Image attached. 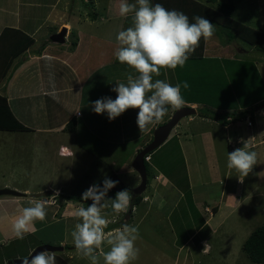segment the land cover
I'll list each match as a JSON object with an SVG mask.
<instances>
[{
	"label": "crops",
	"instance_id": "0c3cea01",
	"mask_svg": "<svg viewBox=\"0 0 264 264\" xmlns=\"http://www.w3.org/2000/svg\"><path fill=\"white\" fill-rule=\"evenodd\" d=\"M3 1L4 0H0V33L5 28L16 29L22 31L34 40V43L18 58L20 66L12 72L5 89L3 88V84L0 86V88H2L0 94L6 96L13 115L23 126L29 129V132H32L33 134L46 133L48 129L51 130V128H53L50 127V119L53 121L57 118L58 123L65 121L63 125H61L65 126L66 123L73 118L76 122L73 126V131L78 129L77 124H80L79 121H81L83 122V126L91 130L92 134L97 136L95 138H98L99 140L103 136H109L110 139L116 141L115 144L118 145L137 142V145L134 146L135 150L131 151V154H137L151 141V133L153 130L166 122L175 111V109L169 106L167 114L160 122L150 124L145 131L140 132L136 124L138 109H128L113 121H109L106 113L96 114L92 110L90 106L91 102L102 97H111L112 99H115L117 94L111 90L116 86L115 83H126L127 74H135L134 69L126 64L119 63L114 56V51L118 47L116 40L118 32L127 29L132 26L133 23L132 13H129L126 17L119 14V0H81L83 4V12H80L78 8L77 0H67L65 2L62 0H52L47 3L44 0H35L34 3L30 4L32 7L28 5L29 10L22 13H20L19 10L22 6L18 0L16 1L14 10L3 7V4L5 3ZM59 2H62V5ZM128 2L135 3V0H128ZM151 3L153 5L160 3L166 9L181 11L189 17L190 22H194L192 19L194 16L204 17L207 13L206 10L212 9L211 6L207 4L208 0H151ZM205 7H207V9ZM89 11H91L92 14ZM44 23H47L49 27H54V31L49 33V36L56 33L64 26L67 32L66 41L70 36H74L71 50L67 49L68 44L56 45L48 42L46 45L45 41L44 43L42 40L37 41V38H39L37 36H41L39 30ZM55 26L57 27L55 28ZM51 45L58 46L59 50L57 48H52ZM212 47L213 46L210 45V43L201 38L199 47L196 49L195 53L189 57L183 67L177 66L175 70L167 68L161 69L159 76L153 75V80L160 79L170 83V80L173 78V80L175 79V81H173L174 84L170 83L173 86L176 84V81L179 83L187 81L190 87L185 90L186 93L181 91L183 97L187 96V99L184 100L185 103L183 106L194 108L196 111L200 106L192 101V98H195V96H192L194 92L189 93V95L187 94V91H193L192 88L194 87L201 94L202 98L216 97L221 100V94L219 91L222 86L227 84L228 78H193L197 73L202 72L203 76L207 77L209 73H211V61L208 63L206 62V59L212 57V55H209L211 49H213ZM216 47L218 46L216 45ZM202 60H205V62L203 63ZM53 63L57 64L58 71L64 73L62 75L63 78L51 77L50 73L55 71ZM202 66L207 68L201 69L200 67ZM223 68L226 69L225 67ZM94 75L95 78H91ZM32 82H34L33 85H29ZM90 83H92V86ZM27 85L29 86L26 87ZM85 85H88V87L85 88ZM150 94L151 93H149V95ZM201 108H208L211 112L218 114L220 118H222L221 113H226L224 112V109L226 108H216L214 105L210 104H208L207 107L201 106ZM53 109L55 110V115L50 112V110ZM245 110L246 109H242L239 111ZM230 112L232 111L230 110ZM263 117L264 112L261 109H257L252 115L248 113L246 116L241 117L239 120H244L248 128L246 135L237 136L236 139H234V142L231 141L232 139L228 140L226 138L225 141L227 142L229 152L232 148H238L240 145L243 146L242 141H246L250 146V150L257 153V164H261L263 168V170L259 171L257 166L254 165L253 171L261 172V174H263L262 177L264 178ZM220 118L212 120L200 117L197 113L192 117H187V121L194 124V129L188 131V128H186L184 133L175 132L174 135H171L170 132L167 140L164 142L165 144L163 143L152 155H149L150 160L148 162H151L153 168L150 173L151 181L149 185L150 196H153V198L149 201V204L153 206L151 207L155 211L157 209H163L168 195H171L172 198L175 197L176 200H178V196L180 195V193L176 194V192H179L178 189H180L178 183L172 180L169 173H164L163 171L166 160L163 161L162 159L165 154H168L169 151L171 152V150L174 149L171 152L172 156L175 154L176 158L182 160V163L186 166V180L188 190L190 191L193 190V188H191V180L188 173L189 169L187 170L189 165L187 162L192 160L191 167H194L190 168V171L195 169L198 170L201 166L204 168L206 167L207 176L204 179V199H201L200 197V199L197 198L195 193L191 191V201L188 203V208L189 210H193L192 212H194V214L195 212L198 213L201 220L204 218L200 228L205 226L207 234L210 232L213 233L214 229L221 226V224L214 223L215 216L218 214L221 204L226 206V208L236 210L241 206L242 202L249 200L252 197L254 198L255 193L258 190V187H254L249 197H245L242 187L245 180H243L241 175L236 177L234 188H232V185L229 187L228 176L232 169L227 167L228 155H223L220 151L218 152L215 143L216 138L213 135V131L220 130L222 134H225L227 132L224 131V129L230 127L233 121L230 120L229 123L221 124V120H219ZM91 119H95V121ZM236 121H238V119ZM248 122L251 123L250 126L247 125ZM199 125L203 126L202 128H204V130L198 129ZM217 126L221 128H216ZM101 134L103 135L102 137L100 136ZM145 137H150V141L147 140L143 143H139V141L142 142ZM204 141L208 142L210 146L206 147ZM88 142L90 141L88 140ZM81 144L82 143L79 145H74V143L72 145H59V147H66L67 150H70L73 153V155L68 158L67 156L60 154V150H57L56 157L64 160L72 159V162L74 160H80L83 156H85L83 161L89 160L88 157L91 158L89 162L97 159L96 156L98 155L95 156L84 150L83 145ZM154 156L157 157L153 161L152 159ZM122 164H124V160L122 161ZM222 164L225 165L224 168H221ZM112 165L114 166V164ZM102 167L105 169L106 166L99 163V172H97L95 178H105V175L100 171ZM71 169L73 170V168ZM124 171L129 172L126 168L123 169V172ZM116 175L117 171L113 178L115 181H119L116 178ZM258 175L259 173L257 174V177ZM240 180H243V182ZM119 183L122 184L120 181ZM215 186H220V188ZM165 188H167V190L164 193L163 190H165ZM49 189V191L54 192V195L51 196L52 199H47L46 197L33 198L29 196L46 191L47 187L32 192H28L27 189L23 190V196H10L11 199L6 201L0 199V236L8 239V241L22 240L15 236L13 224L22 214L23 208L34 206L39 200L48 201V204L46 205V213L47 207H52L53 212L47 213L45 220H36L33 224L29 225V230L25 233L24 238L44 230L48 223L47 217L51 220L50 224L63 222L67 219L74 220L77 218L75 215L77 209L87 206L86 201H78L75 203L71 197L76 195H63L64 187L62 186ZM144 191H146V187ZM261 195L264 197V190ZM63 197H65V199H63ZM147 197L144 198L143 202L146 203L148 201ZM5 203H9L8 207ZM68 204L74 205L73 212L70 211V208H66ZM136 205L132 208V215L134 208L137 207ZM61 206L64 208L62 214L60 210L62 209ZM206 209L211 211V214H208ZM132 217L133 216H131L130 219H132ZM191 218L189 219L190 226L195 223L192 216ZM186 225L187 223L185 222L182 228L187 227ZM184 233L185 228L183 229L182 236L186 238ZM196 233L197 230L195 233L188 236L187 239L183 240V242L180 243L181 246L179 249L184 247L189 248L188 246L190 242L198 236H196ZM56 241L58 246H63V239H58ZM199 243H201L200 240ZM32 249L33 247H31L29 251ZM190 251L191 249L188 253ZM205 252H203V254L207 255L208 253Z\"/></svg>",
	"mask_w": 264,
	"mask_h": 264
},
{
	"label": "rangeland",
	"instance_id": "374dc122",
	"mask_svg": "<svg viewBox=\"0 0 264 264\" xmlns=\"http://www.w3.org/2000/svg\"><path fill=\"white\" fill-rule=\"evenodd\" d=\"M16 1L17 0H4L3 2L5 3L3 4V7L14 10ZM18 1L22 6L19 9L20 13L28 11V5L32 7L30 4L35 2V0ZM44 1L47 3L52 0ZM62 1L65 2L67 0ZM217 1L219 3L232 2L234 9L230 16H228L230 20L239 22L254 30L264 32V0ZM214 2L215 0L210 3L208 1L207 4L210 5L213 10H217L216 3ZM59 3L62 5V2ZM77 6L80 12H83V4L81 0H77ZM89 12L92 14L91 11ZM223 17H217V19H215L216 21L209 20L215 25L214 35L206 40L213 46V49H211L209 54L210 56L212 55V57L206 59V62L208 63L211 61V73H209L207 77L203 76V73L200 71L201 73H197L193 78H228L227 86L224 88V91H231V94L227 93L224 98H227L228 96L236 98L235 106L230 110L239 113V110L253 108L257 102L259 103L264 98V52L257 50L254 46H249L237 36L231 41H228L225 32L229 30L230 32L235 33V31L229 26L227 19ZM227 24L230 28L227 27ZM56 27L57 26H55V28ZM62 28L65 27L63 26ZM53 31L54 27H49L47 23H44L39 30L41 36H37L39 37L37 38V41L42 40L43 43L45 41L47 45L49 42L48 37H50L48 34ZM70 37L65 44H68L67 49L71 50L74 36ZM216 45L218 47H216ZM51 47L59 50V47L56 45H51ZM202 62L204 63L205 60H202ZM53 65L55 71L50 73L51 77L63 78L62 75L64 73L58 71L56 63H53ZM200 68L205 69L207 67L202 66ZM91 78H95V75ZM248 78H250V83ZM173 81H175V79L173 80L172 78L170 83L174 84ZM7 83L8 82L3 81L4 89ZM33 83L34 82L29 85H33ZM176 83L178 82L176 81ZM90 85L92 86V83H90ZM86 87H88V85H85V88ZM192 89L193 91H187V94L189 95V93L194 92L192 96H195V98L193 97L192 101L197 103L200 108L201 106L207 107L208 104L214 105L216 108H220L219 104L223 105V101L219 100V98H202L201 94L195 89V87ZM185 90L186 89L181 87V91L186 93ZM1 91L2 88H0V92ZM238 92L242 94L236 96ZM238 97H240L242 102L237 100L239 99ZM183 99L186 100L187 96L183 97ZM223 106H229V104L225 103ZM225 108L224 112H230L227 107ZM261 110L264 112V109ZM50 112L55 115L54 109L50 110ZM221 114L222 118L219 116V120L224 119L225 114ZM91 120L95 121V119ZM49 121H51L50 127L53 128H51V130L48 129L46 133L33 134L32 132H29L27 127H25L27 130L20 132L0 131V190L9 189L24 193L23 190L26 189L28 192H32L47 187L46 191H49V188L62 186L64 187V190L62 189L63 195H76L71 197L76 203L82 201L81 195L90 185L104 179L95 178L97 172H99V163L106 166L105 169L102 167L100 171L110 179L115 180L113 177L117 171L116 178L122 183L124 189L133 190L139 186L140 177L131 166V161L134 158V155L136 156V154H131V151L135 150L134 146L137 145V142L118 145L115 144L116 141L110 139L109 136H103L102 134L100 136L103 137L99 140L98 138H95L97 136H94L91 130L83 126V122L81 121H79L80 124H77L78 129H75L74 131L73 128H71L72 130H69L66 129V126H61L65 121L58 123L57 118L56 120L52 121L50 119ZM193 125V123L187 121V117L183 118L177 126L172 129L171 135H174L175 132L184 133L186 128H188V131L194 129ZM218 126L216 128H221ZM202 127L203 126L199 125L198 129L204 130ZM247 130L246 122L238 119V121L234 120L230 127L224 129V131L227 132L225 134H222L220 130L213 131V135L216 138L215 143L218 152L220 151L221 154L228 155L229 151L225 138L228 140L232 139L231 141L234 142V139H236L237 136H245ZM88 140L90 142H88ZM147 140L150 141V137H145L144 140L142 142L139 141V143H143ZM73 143L74 145L82 143L81 145H83L84 150L95 156L98 155L96 156L97 159L89 162L91 158L88 157L89 160L83 161L85 159V156H83L80 160H74L72 162V159L64 160L56 157L57 150H60L59 153L63 156H67L68 158L72 157L73 153L70 150H67L66 147H59V145H72ZM204 145L206 147L210 146L206 141H204ZM239 147H242V145L238 146V148ZM234 149L236 148H232L230 152ZM173 150L174 149H172L171 152ZM154 152L155 150L150 155ZM171 152L169 151L168 154H165L162 159L163 161L166 160L163 171L164 173H169L172 180L178 183V186L180 187V189H178L179 192H176V194L180 193L178 200H176L175 197L172 198L171 195H168L163 209H157L156 211L153 210V206L149 204V201L153 198V196H150L149 189L151 181L150 173L153 168L151 162L148 163L150 160L148 157V160L146 161V191L138 194L140 199L136 205L137 207L134 208L133 215V207H131L127 213H121L119 217L116 218L115 223L109 224V226H113L111 230L119 228L123 224L138 226L141 239L136 241V246L140 249V255L138 260L134 261L133 264H254L246 257L241 246L249 234L256 227L264 223V197L261 195L264 190V178L262 177L263 174L259 172L260 170H263L261 164H256L259 171L252 170L248 176L243 177V180L245 181L242 187L245 197L248 198L254 187H258L254 198L252 197L249 200H245L236 210L226 208V206L221 204L219 207L220 210L214 219V223L221 224V226L214 229L213 233L210 232L207 234L205 226L200 228L204 218L201 220L198 213L195 212L194 214V212H192L193 210H189L188 208V203L191 201V191L195 193L197 198L200 197L201 199H204V179L207 176L206 167L204 168L201 166L198 170L195 169L196 171H190V168L194 167H191L192 160L187 162L189 165L187 170L189 169L188 173L191 180V188H193V190L190 191L188 190L186 180V166L182 163L181 159L175 157V154L172 156ZM156 157L157 156H154L152 160L154 161ZM122 159L124 160V164H122ZM112 164H114V166ZM224 167L225 165L222 164L221 168ZM71 168H73V170ZM124 168L129 170L130 173L126 171L123 172ZM258 173L259 175L257 177ZM237 176H240V173L235 169H232L228 176L229 187L232 185V188H234ZM215 187L220 188V186ZM166 190L167 188H165L163 192L165 193ZM117 191L119 190L117 189ZM51 196L52 195H48L46 198L50 199ZM146 197L148 198V201L145 203L143 200ZM0 199L6 201L11 199V197L1 196ZM63 199H65V197H63ZM88 202L89 204L92 203L91 200ZM5 205L8 207L9 203H5ZM68 205L66 208H70V211L73 212L74 205ZM61 207L62 209L60 210L62 214L64 208L63 206ZM52 209V207H47V213L53 212ZM206 210L208 214H211V211L208 209ZM104 214L108 215L109 218L112 216V212H109L106 209L104 210ZM131 216H133L132 219H130ZM191 216L195 220V223L190 226L189 219ZM47 222V227L44 230L27 236L19 241H8V239L0 236V264H7L16 258H24L40 245L47 244L58 246L56 241L58 239H63L64 242L63 246L61 245L63 250L61 252H54L56 255V264H90V261L87 258L81 257L76 252L73 238L71 236V232L74 230L75 225L80 222L79 218L74 220L67 219L63 222L50 224L51 220L47 217ZM185 222L187 223V227H184L186 238L182 236L184 229L182 226ZM196 230V236H198L190 242L188 246L189 248L184 247L179 249L181 246L180 243L187 239L188 236L192 235V233H195ZM199 240L201 243H199ZM206 243L207 247L205 248ZM31 247H33V249L29 251ZM190 249L191 251L188 253ZM103 250H108V245L106 243L103 246ZM203 252L208 254L204 255Z\"/></svg>",
	"mask_w": 264,
	"mask_h": 264
},
{
	"label": "clouds",
	"instance_id": "9594fccd",
	"mask_svg": "<svg viewBox=\"0 0 264 264\" xmlns=\"http://www.w3.org/2000/svg\"><path fill=\"white\" fill-rule=\"evenodd\" d=\"M129 13L133 14L132 26L118 32L114 56L119 63L134 69L135 74L128 73L126 83H115L111 89L117 94L115 99L102 97L90 106L96 114L106 113L109 121L128 109H138L136 124L143 132L150 124L160 122L169 106L181 109L185 103L181 87H190L187 81L174 86L164 80L154 81L153 75L159 76L164 68L183 67L199 47L201 38L207 40L214 35L215 25L203 16H194V22H190L185 13L166 9L160 3L153 5L151 0H135V3L119 0V14L126 17ZM242 143V147L228 152L227 167L246 177L257 164V153L250 150L246 141ZM118 183L105 175L102 186L94 182L81 195L82 201L91 200L92 203L77 209L75 215L80 222L71 236L76 252L90 264H133L139 258L136 241L141 237L138 226L123 224L105 232L121 213L129 211L133 199L127 189L116 192L115 198L108 197V192ZM47 204L48 201L39 200L34 206L23 208L13 224L17 238L23 239L34 221L45 220ZM108 208L112 210L111 218L104 214ZM105 243L107 251L103 250ZM21 264H56V255L47 250L39 251L23 258Z\"/></svg>",
	"mask_w": 264,
	"mask_h": 264
},
{
	"label": "trees",
	"instance_id": "16d2710c",
	"mask_svg": "<svg viewBox=\"0 0 264 264\" xmlns=\"http://www.w3.org/2000/svg\"><path fill=\"white\" fill-rule=\"evenodd\" d=\"M208 1L210 3L214 0H208ZM214 3H216L217 10H213V9L206 10L207 13L204 15V17H206V19L208 20L216 21L215 19H217V17L224 16L223 18L227 19L229 26L233 29V31H235V33L230 32L229 30L225 32L228 41H231L232 39L235 38V36H237L241 41L248 44L249 46L252 47L254 46L256 47L257 50L264 52V32L260 30H254L239 22L230 20L228 16H230V14L233 12L234 9L232 2L219 3L217 0H215ZM205 8L207 9V7ZM228 24L227 27H229ZM33 43L34 40L20 30L11 29V28H5L4 30H2V32L0 33V86L3 84V81L8 82L10 80L12 72L20 66V62L18 61V58L22 56ZM248 79L250 83V78ZM226 86L227 84L222 86L219 93L221 94L220 97L221 100L223 101L222 104L225 105V103H227L229 104V106H223L221 104H219V106L220 108L227 107L229 109H232V107L235 106L236 98H231L229 96L227 98H224L226 97L227 93L231 94V91H224V88ZM240 94L242 93L238 92L236 96H239ZM238 98L239 99L237 100L242 102L240 100V97ZM261 105H264V98L259 103L257 102L253 108H250L248 110L239 111V113H235V111L226 112L224 119L221 120V123L226 124L229 123L230 120L234 121L240 119L241 117L246 116L248 113L252 115L254 111L260 109ZM196 113L200 117L209 118L212 120L217 119L219 117L218 114H215V112H211V110H209L208 108L198 109ZM75 124L76 122L73 120V118L70 119L65 125L66 129L70 130L71 128H73ZM25 130H27V128H25V126H23L13 115L8 105L6 96L0 94V131L20 132ZM150 154H148L147 156H149ZM144 166L147 172L146 161H144ZM97 183L101 184L102 186V182H97ZM117 189L119 191L124 190V187L122 186V184L118 183L116 187H114L108 192V197L115 198V194L116 192H118ZM129 191L132 193L133 196L130 205V209H131V207L138 204L140 196L138 194H135L134 190H129ZM86 204L89 205V202L86 201ZM106 210L112 212L111 208H108ZM112 228L113 226H108V228L105 229V232L110 231ZM241 249L245 253L246 257L249 259L250 262L254 264H264V223L256 227L249 234V236L244 240Z\"/></svg>",
	"mask_w": 264,
	"mask_h": 264
},
{
	"label": "water",
	"instance_id": "95a60500",
	"mask_svg": "<svg viewBox=\"0 0 264 264\" xmlns=\"http://www.w3.org/2000/svg\"><path fill=\"white\" fill-rule=\"evenodd\" d=\"M49 42L56 45H64L66 43V29L60 28L56 33L52 34L49 37ZM260 109H264V105L261 106ZM196 114V110L191 107L183 106L179 110H175L170 118L163 124L156 127L152 132V139L151 141L142 149L140 150L134 159L132 160V168L133 170L139 175L140 177V184L134 190L135 194H141L146 187V169L144 166V158L154 150L158 149L168 138L172 129L177 126L181 119L190 117ZM48 195H54V192L46 191L38 194L29 195L33 198H43ZM1 196H12V197H20L23 196L22 193H19L14 190L9 189H1L0 190V197ZM47 250L49 252H61L63 250L62 246H52V245H40L37 246L27 257L35 254L39 251ZM20 259H14L7 264H21Z\"/></svg>",
	"mask_w": 264,
	"mask_h": 264
},
{
	"label": "built area",
	"instance_id": "2783aa9c",
	"mask_svg": "<svg viewBox=\"0 0 264 264\" xmlns=\"http://www.w3.org/2000/svg\"><path fill=\"white\" fill-rule=\"evenodd\" d=\"M248 126H250L251 125V123L250 122H248V124H247ZM230 146H232V145H230ZM148 160V157H145V161H147Z\"/></svg>",
	"mask_w": 264,
	"mask_h": 264
}]
</instances>
